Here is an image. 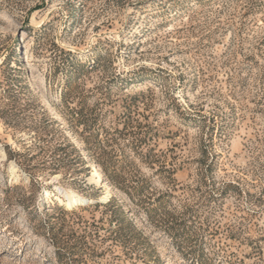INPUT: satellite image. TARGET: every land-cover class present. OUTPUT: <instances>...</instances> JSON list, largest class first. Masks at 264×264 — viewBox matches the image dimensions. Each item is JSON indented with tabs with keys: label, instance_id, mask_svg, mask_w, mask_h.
<instances>
[{
	"label": "rangeland",
	"instance_id": "obj_1",
	"mask_svg": "<svg viewBox=\"0 0 264 264\" xmlns=\"http://www.w3.org/2000/svg\"><path fill=\"white\" fill-rule=\"evenodd\" d=\"M0 264H264V0H0Z\"/></svg>",
	"mask_w": 264,
	"mask_h": 264
},
{
	"label": "bare ground",
	"instance_id": "obj_2",
	"mask_svg": "<svg viewBox=\"0 0 264 264\" xmlns=\"http://www.w3.org/2000/svg\"><path fill=\"white\" fill-rule=\"evenodd\" d=\"M97 173H98L97 167L94 166L93 169H92V174L93 175H97ZM67 200H68L67 202L69 204H75L77 202L84 201V198L82 196H79V195H75L74 194V195H68Z\"/></svg>",
	"mask_w": 264,
	"mask_h": 264
}]
</instances>
